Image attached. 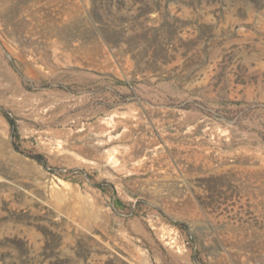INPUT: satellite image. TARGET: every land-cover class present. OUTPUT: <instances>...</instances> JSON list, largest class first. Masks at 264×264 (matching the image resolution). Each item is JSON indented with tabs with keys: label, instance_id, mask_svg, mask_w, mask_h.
Returning <instances> with one entry per match:
<instances>
[{
	"label": "rangeland",
	"instance_id": "rangeland-1",
	"mask_svg": "<svg viewBox=\"0 0 264 264\" xmlns=\"http://www.w3.org/2000/svg\"><path fill=\"white\" fill-rule=\"evenodd\" d=\"M0 264H264V0H0Z\"/></svg>",
	"mask_w": 264,
	"mask_h": 264
}]
</instances>
